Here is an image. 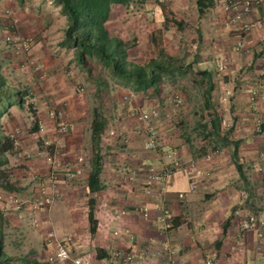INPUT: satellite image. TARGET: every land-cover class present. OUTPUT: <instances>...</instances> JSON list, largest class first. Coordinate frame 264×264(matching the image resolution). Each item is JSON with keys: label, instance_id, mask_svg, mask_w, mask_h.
I'll use <instances>...</instances> for the list:
<instances>
[{"label": "crops", "instance_id": "1", "mask_svg": "<svg viewBox=\"0 0 264 264\" xmlns=\"http://www.w3.org/2000/svg\"><path fill=\"white\" fill-rule=\"evenodd\" d=\"M170 1L143 0L141 7L149 14L156 10L162 13L164 9L160 4ZM257 1L244 24L264 18V0ZM196 2L173 0L171 6L181 15L187 8L196 14V28L201 31L203 44L199 55L202 64L212 59L206 70L212 75V98L219 102L222 118L229 124L225 131L227 139L238 142L236 161L241 166L240 171L234 164L233 142L229 145L233 150L230 155L221 153L205 161L170 126L163 122L155 126L152 122L151 126L161 128L164 145L181 163L172 171L165 194L158 188L153 194L145 195L140 191V184L149 165L160 167L165 163L161 152L145 148V136L140 134L134 117L119 125L121 132L117 134L113 131L117 123L103 116L105 124L99 152L102 189L92 193L88 187L92 161L89 165L86 161L83 164L82 135L79 126L72 123L73 129L65 134V154L54 157L58 165L54 186L47 182L49 169L42 158L29 162L32 175L38 180L34 193L44 189L53 198L49 212L34 215L38 226L32 224L33 215L29 210L23 212L22 220L16 214L7 216L9 222L15 220L16 227L28 231L31 245L22 255L27 256L23 264H46L53 250V246L47 245L48 231L65 241L71 259L81 258L90 264H115L116 253H134L139 257L138 264H161L162 259L155 253L163 247L173 251V264H264V245L259 247L254 230L242 228L247 216H264V162L260 160V154L264 153V133H255L258 115L262 116L264 129V101H250L253 91L264 93V22L243 32V23L226 26L228 13L222 0H212V5L202 14L198 13ZM129 8L132 9L131 4ZM238 41L242 48L237 51ZM40 48L34 53L35 58L40 57ZM221 57L227 59L228 65L225 72L219 73L215 62ZM225 84L229 85L230 96L223 103ZM11 107L17 106L11 105L9 109ZM143 110L146 109L142 106ZM4 113L0 109V119ZM111 133H115L114 136ZM193 162L210 170L211 177L202 180L190 192L185 167ZM133 173L135 179L130 181ZM240 191L247 194V199H242ZM179 193L184 194L183 199L178 198ZM144 207L149 209L147 220L141 215ZM162 207L169 209L172 215V226L167 229L158 221ZM91 208L95 222L92 230ZM115 231H120V235L115 236ZM63 264L73 263L70 260Z\"/></svg>", "mask_w": 264, "mask_h": 264}, {"label": "rangeland", "instance_id": "2", "mask_svg": "<svg viewBox=\"0 0 264 264\" xmlns=\"http://www.w3.org/2000/svg\"><path fill=\"white\" fill-rule=\"evenodd\" d=\"M142 2L131 0L132 9L129 6L115 8L107 27L111 36L133 44L128 57L130 63L144 66L157 58L152 45L154 38L169 56L178 60L182 73L162 76L156 90L135 91L131 83L113 78L93 60L88 61L86 67L76 64L72 51L60 46L65 20L54 4L47 0H0V77L7 88L19 91L24 99L22 108H8L0 119V141L1 146L4 145L3 151L0 149V160L6 161L0 165L1 195L16 194L26 198L38 189V180L32 175L29 162L42 158L38 155L40 152L54 156L65 154V133L58 131L61 123L79 126L83 164L86 161L89 165L92 147L88 135L94 110L117 123L113 131L120 134L119 125L131 120L142 106L145 109L156 107L160 116L153 124L158 126L163 122L170 126L198 156L203 158L216 150L219 155L232 153L229 145L234 141L227 139L228 127L218 134L211 133L210 116L216 114L219 122L225 119L219 102L212 98L211 107L204 106L205 80H201L197 72L206 71L212 59L205 64L201 62L199 48L203 44L201 31L196 28V14L189 8L182 15L172 10L173 0L160 4L164 9L162 13L156 10L149 14L141 7ZM15 32L34 39L30 54L22 57L12 54L5 37ZM38 47H41L40 54L37 53L40 57L35 58ZM130 93L135 95L131 104L126 99ZM174 96L181 99L179 106L170 102ZM48 110L59 112L60 116L49 119ZM38 123L43 125L42 132L38 130ZM15 133L17 144L11 140ZM240 192L242 199H247V194ZM4 207L0 203L2 253L9 264H23L27 256L22 255L31 245L28 231L16 227L15 220L9 222L7 216L14 213Z\"/></svg>", "mask_w": 264, "mask_h": 264}, {"label": "built area", "instance_id": "3", "mask_svg": "<svg viewBox=\"0 0 264 264\" xmlns=\"http://www.w3.org/2000/svg\"><path fill=\"white\" fill-rule=\"evenodd\" d=\"M257 0H222L223 8L225 12L228 13V17L226 19V26H233L239 23H243L242 30L243 32L248 31L251 27H258L262 25L264 22L263 19L256 20L251 24H244V20L250 14L252 8L257 4ZM5 43L9 47L10 51L16 57H22L30 54L34 39L30 36L24 37L18 33H9L5 37ZM242 48L241 41H238L235 45V50H240ZM216 69L219 73L225 72L227 70V59L225 57H221L215 62ZM226 88V92L224 96L221 98V102H227L228 97L230 96V92L228 91V84L224 85ZM82 91V89H80ZM135 95L130 93L126 96V99L129 104L133 101ZM264 101V93L258 94L257 92H252L250 96V101L252 103H256L257 100ZM174 106H179L181 104V99L178 96L172 97L170 101ZM262 114L264 115V107L262 110ZM60 116L59 112L54 110L47 111V117L49 119H56ZM159 112L156 107H150L146 110L139 111L135 115H133L135 124L137 127H140V134L145 136V148L147 150L159 151L161 152L165 163L160 167H155L154 165H149L146 170V175L143 179V182L140 184V191L145 195H151L158 188L161 193L165 194L167 191L168 179L171 176V173L174 169L180 166V160L175 157L173 151L164 145V142L161 137V132L151 126L150 123L159 119ZM220 130H224L229 126L226 119H221L219 122ZM39 132L43 131V125L38 123ZM72 130V125L67 123H61L58 126L59 133H68ZM139 133V132H138ZM255 133L263 134V121L262 116L258 115L255 118ZM115 133H111L114 136ZM17 133L11 135V140L14 141V144H17L16 140ZM219 155V151H213L211 153L206 154L203 159L205 161L212 160L213 157ZM39 156L42 157L44 162L47 164L49 169V175L47 176V182L54 186L57 180V163L54 159V155L50 153L40 152ZM260 160L264 162V153L260 154ZM80 174L79 172H77ZM186 178L188 182L189 191L193 192L198 183H201L202 180L209 179L211 177V171L205 169L200 163L193 162L188 164L185 167ZM135 175L134 173L129 176L130 181H134ZM243 194V192H241ZM184 194L179 193L178 198L183 199ZM53 198L46 192L44 189H39L37 192L30 194L29 197L22 198L18 195H10L6 197L5 195L0 194V203L3 204L4 208H10V210L18 216L19 219H24V211L29 210L31 213L32 224L38 226V221L34 218L39 212H49L52 206ZM159 223L165 229L170 228L172 226V215L169 209L166 207H162L160 209ZM121 214V213H119ZM118 214V215H119ZM117 215V216H118ZM141 215L144 220L148 219L149 209L147 207L142 208ZM245 222L242 224V228L244 230H254L257 238V242L259 247L264 245V218L257 217L255 215H251L247 217ZM115 236L120 235V231L114 232ZM47 245L53 246V250L50 255L45 260L46 264H63L66 261H72L73 264H90L88 261L75 258L71 259L69 251L67 249V245L65 241L59 240L56 238L53 231H48L46 235ZM155 255L162 259L161 264H173L172 256L173 251L169 250L167 247L160 248ZM114 258L116 259L115 264H138L139 257H137L134 253L114 254ZM264 261V255L262 256Z\"/></svg>", "mask_w": 264, "mask_h": 264}, {"label": "trees", "instance_id": "4", "mask_svg": "<svg viewBox=\"0 0 264 264\" xmlns=\"http://www.w3.org/2000/svg\"><path fill=\"white\" fill-rule=\"evenodd\" d=\"M59 8L65 19V28L60 46L71 50L74 61L82 67H86L88 61L97 62L102 69L115 79L131 83L135 91L147 89L156 90L157 84L164 75H171L176 72L182 73L181 67L177 65V59L169 56L156 38L152 45L157 51V58L150 60L146 65L140 66L130 63L128 60L129 51L133 44L130 41H123L111 36L107 24L112 16L113 10L118 7H128L131 0H48ZM198 13L212 5V0H196ZM176 22V21H175ZM90 71V70H89ZM197 75L205 80L204 106L211 107L213 82L212 75L208 71H199ZM24 99L21 93L15 89L5 86L0 77V109L6 112L11 105L23 107ZM210 127L212 134H218L220 130L219 120L216 114L210 116ZM104 118L94 110L90 123V143L93 150L91 171L88 177V187L92 193L102 189L99 176L101 174L100 142L104 133ZM37 130V128H35ZM1 140V139H0ZM233 159L236 169L240 171L241 166L237 163L236 148L238 142H233ZM1 146V141H0ZM3 146L0 149L3 151ZM1 155V150H0ZM2 160V159H1ZM0 160V165L6 163ZM89 222L94 226L92 208L89 212ZM0 264H9V261L2 253L0 241Z\"/></svg>", "mask_w": 264, "mask_h": 264}]
</instances>
